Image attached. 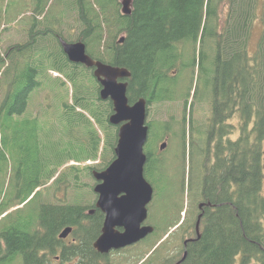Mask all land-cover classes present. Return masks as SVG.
<instances>
[{
    "label": "trees",
    "instance_id": "1",
    "mask_svg": "<svg viewBox=\"0 0 264 264\" xmlns=\"http://www.w3.org/2000/svg\"><path fill=\"white\" fill-rule=\"evenodd\" d=\"M50 1L46 7L41 6V0L37 1L38 15L45 17L53 0ZM76 2L78 23L82 25L78 39L86 45V54L91 60L124 68L130 73L126 80L130 104L140 98L146 100L147 106L172 101L176 98L180 80L188 75L189 84L184 94L177 92L184 97L183 105L187 107L194 84L193 98L206 96L211 113L202 137L204 148L197 147L198 152L202 150L200 159H204V165L201 178L199 172L201 181L197 178L196 192L200 200L195 204L196 215L191 218L186 211L184 220L177 226L180 221L177 208L176 216L161 229L153 228L143 241L122 250L124 253L135 250L125 263H114L112 259V264H138L158 242L159 245L142 264H175L184 251L186 257L179 264H264V196L261 189L264 179V0H132L130 15L121 14L119 0ZM108 8L113 13L107 12ZM257 20L261 30L253 53L249 55L252 25ZM39 24L41 22L34 18L28 41L12 46L5 58L0 54V69L4 68L6 60L9 61L1 73L0 119L9 120L24 114L30 93L40 86L38 79L46 70L63 71L66 73L64 78L74 83L76 89L72 90V102L64 107L60 123L65 135L73 129L80 144L76 151L71 147L63 148L68 139L64 144L58 142V147L57 144L47 147L45 150L49 153L38 159L42 149L39 140L46 144L55 140L53 130L44 129L38 119V124L36 120L24 123L16 148L22 158H27L22 160L26 167L25 176L16 183L15 197L3 211L14 203H25L36 189H39L37 195H33L26 204L36 198L40 202L36 214L30 213L25 224L14 223L9 217L7 227L0 233V240L7 247L6 254L11 258L18 256L22 264H48L38 257L43 251L47 255L49 249L50 255H56L54 250L64 253L62 262L109 264V257L99 256L90 246L100 234L103 222L100 212L89 220L85 215L87 208L82 209L79 202L50 205L43 201L41 192L65 161L96 160L99 145L105 140L106 148L103 143L98 157L100 163L84 168L83 172L92 178V170H101L108 165L116 144V127L107 121L112 113V104L100 100V88L96 82V91L87 88V74L92 76L91 72L66 61L59 45V54L50 51L48 40L56 35L50 34L47 27L38 29ZM106 33L112 37L110 43L104 39ZM121 38L123 41L119 42ZM52 41L58 44L56 39ZM187 47L190 50L188 61L184 57ZM81 75L82 80L86 78L82 86L76 81V77ZM80 87L86 89L81 90ZM200 89L206 90V94L202 95ZM235 116L236 126L229 123ZM159 124L162 123L146 124L148 132L154 133L155 146L162 131L163 140L171 139L176 133L166 131V125ZM157 127L161 129L159 134H156ZM184 129L182 127L176 133L181 136V141L185 137ZM234 131L237 132L231 140ZM26 147L27 150L23 151ZM151 151L144 150L147 157L144 175L156 170L155 165L159 161ZM51 155L58 158L51 162ZM65 172L54 179L53 185L57 187L68 175L76 176L77 169ZM66 184H63L65 188ZM92 186L89 185L87 191L91 195ZM86 197L92 207L90 198L93 196ZM26 204L15 213L22 212ZM200 204L205 206L198 210ZM200 213L199 238H196L194 228L196 216ZM85 221L89 222L88 228L82 226ZM36 222L39 228L33 231ZM175 226L177 228L161 241ZM65 227L73 229L74 244L65 246L62 240L57 239V234ZM184 235L194 238L185 249L181 242ZM171 239L173 244H180L174 246L168 259H164L162 254ZM140 247L144 250H139Z\"/></svg>",
    "mask_w": 264,
    "mask_h": 264
},
{
    "label": "rangeland",
    "instance_id": "2",
    "mask_svg": "<svg viewBox=\"0 0 264 264\" xmlns=\"http://www.w3.org/2000/svg\"><path fill=\"white\" fill-rule=\"evenodd\" d=\"M37 1L38 0H0V54L3 58H5L6 52L12 46L23 45L28 41V32L34 18L41 22V24L38 25V29L47 27L50 34L56 35L54 36V39L56 40H58L57 36H60V38L63 40L66 39L67 42H76L79 40L78 38L82 31V25L78 23L79 20L76 11V0H53L45 17L38 15L36 12L38 6ZM120 1L121 0H119V2ZM49 2L50 0H41V6L46 7ZM107 12L110 13L112 10L108 8ZM260 27V22L258 20L252 25L251 37L248 45V52L250 53L249 55L253 53L256 40L260 34ZM119 37L120 35L117 36L118 39ZM54 39L51 38L49 39L50 41L48 40V46L50 45L49 49L51 52L55 51V53L59 54L60 47L58 48V45L60 46V44L59 42L58 44L53 42L52 40ZM104 39L107 43H110L112 37L110 34L106 33ZM89 51L92 52L91 49H89ZM63 55L67 59L64 53ZM189 55L190 50L187 47L184 55L186 61L190 60ZM8 63L9 61L6 60L4 68L0 69V97L2 85L1 73ZM76 65H79L80 68L83 67L87 72L90 71V69L86 66H82L80 64ZM79 72H81V69H79ZM57 73L59 74L56 75L54 70L49 69L46 70L41 77H39L38 81H40L41 84L30 93L28 105L23 115L19 117H12L9 120H5L3 118L0 119V214L3 212L4 206L7 205L9 201L14 199L16 183L19 180H23V177L25 176L26 167L22 165L24 164L22 160L25 161L27 158L25 156L23 158L21 157L16 145H18L17 140L22 137L21 134L23 129H21V127H23L26 121L36 120L37 122L38 119L40 122L39 124L44 129L47 127L53 130L52 136L55 138V140H51L47 144L39 140V144L41 145L42 149L40 150L38 159L40 156H44L49 153L48 150H45L47 147L52 148L56 144L58 147V142L64 144L68 139L63 148L71 147L76 151L77 146L80 144V142L75 138L77 135L73 133V129L69 130L70 133L68 135H65L64 127L60 123L61 117L63 116V111L65 109L64 107L67 102L66 97L69 96L68 102L71 103L72 98H70V91L73 89L75 90L76 85H74V83H72L70 80H66L64 78L66 73L63 71ZM87 75H89L87 76L86 81L88 85L87 88H89L90 91H96L93 77L90 74ZM85 80H82V75L76 77V81L79 83V85H81L82 82L84 83ZM188 84L189 77L188 75H185L184 78L180 80L177 92L183 95ZM80 88L81 90L82 88L86 89L85 87ZM193 89L194 84L192 86V91H194ZM200 90L202 95L206 94V90ZM192 91L190 92L191 94ZM177 92H175L176 98L172 101L158 102L156 104L152 103L151 106H148L149 109L147 111V118H145L146 123H148L149 120L150 122L154 123H162L159 124L161 126L166 125L168 128L166 131H170L171 133H179L182 130V127L185 128V137L183 141H181V136L176 133L171 139H167V141L166 139L163 140L162 138L164 136L162 135V131L159 136V142H157L155 146L153 140L154 133L151 132L149 133V138L147 137L148 141L144 146L145 151L152 149L151 153L153 157L156 156V159L159 160L155 165L156 170L144 175L146 181L153 188V196L152 200L147 205V218L144 222V225H150L153 228L160 227L161 229V227H163L168 221L172 220L173 216H176L175 211L177 208H179L180 211V214H178V219H182V217H184L182 213L184 212V209H186L185 211L189 212V217L194 218L197 210L195 204L200 200V196L197 195L196 192L198 188L197 178H199V172L200 178L202 177V166L204 165V159H200V153L202 150L198 152L197 147L199 146L200 149L204 148L202 144L204 143L202 137L204 136V130H206L205 127H207L206 123L209 120L208 116L211 114L210 107L208 105L209 100L206 96H199V99L194 96V99L192 98L191 100L189 96L186 104H189V110L187 111L186 107L185 111V105H183L184 97L179 96ZM66 107H68V105H66ZM236 117L237 116L233 117V119L231 118L232 120L230 119L231 121L229 120V123L236 126ZM160 128L157 127L156 134H159L158 131L161 130ZM236 132L237 131H234L232 137L230 136L231 140L234 139L233 136ZM99 136L102 137L101 134ZM164 141L166 142V149L160 151V143H163ZM103 143L104 142L102 141V143L99 145V151L96 160L90 159L88 161L75 162L73 161L75 159H72L69 160V166H67L68 161H65L64 167L62 166L58 172H56L54 178L50 181H47V184L43 187L44 190L41 192L44 194L42 197L43 201L50 205L58 204L60 206L64 202L70 204L71 201H74L79 202L78 205L82 206V209L88 207L89 203L87 201L86 195L92 196L87 191L88 186L93 183V180L86 176L85 172H83V169L88 166H94L100 163V159H98V157H100L102 153ZM193 143L194 146H192ZM104 144L106 148L107 140H105ZM154 148L155 151H153ZM26 150L27 147L23 149V151ZM56 158H58L56 155H51L49 160L54 162V159ZM72 168L77 169L75 174L76 176H73L74 174L68 175L65 179L61 180L60 185L58 184L57 187L53 185L54 179H57L60 173H66L65 171H68ZM200 178L199 182L201 181ZM63 182L67 183V188H65ZM75 184L78 185V188L75 187ZM261 189L262 195L264 196V179L262 181ZM82 199H84V201ZM39 202V198L33 199L31 202L25 205L22 212L18 211L17 213H15V211L12 212L14 210L12 208L17 205L16 203L9 207L7 206L5 209L9 210L7 213H12H10L6 218H3L4 215L0 217V233L3 232V230H5L7 227L9 217H12L14 223L18 221L21 222V224H25L29 220H26V218L30 213L36 214L35 210L37 209ZM38 228L39 223L36 222L33 231ZM189 237L192 236L184 235V239ZM69 238L66 240L67 244H69L71 240V238ZM179 244L180 242L173 244V240L171 239V242H169L167 245L168 248L164 252L165 254H162V257H164V259H168L169 256L173 254L174 246ZM139 250H144V248L140 247ZM6 252L7 247L5 246L4 241L0 240V254H4L0 255V264H22L21 258L19 259L18 256L11 258L8 253L6 254ZM134 252L135 250L132 249L127 253H124L123 251L112 253L109 255V264H112V259L114 263H125L129 257L128 255H133ZM55 256L58 255L56 254ZM50 260V264H53V262L54 264L58 263V261L54 259L50 258ZM66 264H76V262L71 260L66 262Z\"/></svg>",
    "mask_w": 264,
    "mask_h": 264
},
{
    "label": "water",
    "instance_id": "3",
    "mask_svg": "<svg viewBox=\"0 0 264 264\" xmlns=\"http://www.w3.org/2000/svg\"><path fill=\"white\" fill-rule=\"evenodd\" d=\"M131 2L120 1L122 15H130ZM122 41L121 38L119 42ZM58 42L67 61L94 68L93 76L101 87L98 96L101 101L112 104L107 121L117 128L113 157L103 170L92 172L96 182L92 190L97 197L95 208L104 219L100 235L91 246L97 253L107 255L110 251L131 246L153 232L152 226L143 225L147 218L146 206L153 193L152 186L144 178L147 157L143 149L148 134L146 101L141 98L129 104L124 80L130 77V73L126 69L91 60L82 41L67 43L59 39ZM165 147L163 142L159 150ZM200 217L195 228L197 238ZM71 230L70 227L64 228L58 238H66ZM184 257L185 254L182 260Z\"/></svg>",
    "mask_w": 264,
    "mask_h": 264
},
{
    "label": "flooded vegetation",
    "instance_id": "4",
    "mask_svg": "<svg viewBox=\"0 0 264 264\" xmlns=\"http://www.w3.org/2000/svg\"><path fill=\"white\" fill-rule=\"evenodd\" d=\"M34 195H37V193H35ZM96 199H97V197L95 196V199H94V202H93V205H91L92 207H90V208H88L86 211V213H85V215H87V218L89 219V220H91V219H93V218H95L96 216H98V210L97 209H95L94 208V205H95V202H96ZM5 213H7V211H5ZM82 226L84 227V228H88L89 227V222L88 221H85L84 223H82ZM187 240H188V238H187ZM65 244H67V242L65 243ZM186 246V245H185ZM184 246V247H185ZM50 250L51 249H49L48 251H47V255H45L46 254V252L45 251H43V252H41V255L38 257V258H41L42 260H44V261H46V263H48V264H50L51 263V260H50V258L51 259H54V260H56V261H58V263L57 264H66V261H64V262H62V261H60V260H64V256L63 255H65L64 253L63 254H61V252H60V250H54V253H56L58 256H55V255H50L49 254V252H50ZM62 262V263H61ZM53 264H54V262H53Z\"/></svg>",
    "mask_w": 264,
    "mask_h": 264
},
{
    "label": "bare ground",
    "instance_id": "5",
    "mask_svg": "<svg viewBox=\"0 0 264 264\" xmlns=\"http://www.w3.org/2000/svg\"><path fill=\"white\" fill-rule=\"evenodd\" d=\"M81 65V64H80ZM82 66H84V65H82ZM147 118V117H146Z\"/></svg>",
    "mask_w": 264,
    "mask_h": 264
}]
</instances>
